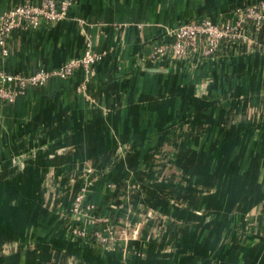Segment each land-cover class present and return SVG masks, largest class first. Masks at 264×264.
Wrapping results in <instances>:
<instances>
[{
	"label": "crops",
	"instance_id": "crops-1",
	"mask_svg": "<svg viewBox=\"0 0 264 264\" xmlns=\"http://www.w3.org/2000/svg\"><path fill=\"white\" fill-rule=\"evenodd\" d=\"M251 1L72 0L59 22L12 33L9 72L60 66L88 41L103 58L87 94L79 69L0 107V264H264V49L229 46L194 68L146 60L167 28L231 20ZM250 33L264 42V28ZM99 174L90 198L139 228L109 246L53 210Z\"/></svg>",
	"mask_w": 264,
	"mask_h": 264
},
{
	"label": "built area",
	"instance_id": "built-area-1",
	"mask_svg": "<svg viewBox=\"0 0 264 264\" xmlns=\"http://www.w3.org/2000/svg\"><path fill=\"white\" fill-rule=\"evenodd\" d=\"M71 4L72 0H44L41 4L24 0L0 13V57L6 58L11 54L10 37L14 31L39 29L44 24L58 22L65 18ZM80 23L84 28L85 21L80 20ZM252 26L256 29L264 28V0H254L237 7L231 20L216 21L212 17L203 16L167 28L166 36L153 45L146 60L155 62L170 57L174 63H178L211 58L218 56L229 46L252 50L259 45L264 49V42L259 43L257 37L251 35ZM102 58V53L94 49L92 41H88L82 56L51 69L42 67L26 74L9 72L0 67V107L16 102L31 86L41 87L53 78L71 77L79 69L85 73V81L78 89L87 94L88 81L95 74V65ZM123 150L122 153L127 148L124 147ZM30 152L26 150L21 154ZM26 163L24 162V168ZM99 177L100 174L84 179L69 209L58 205L53 210L61 220L70 223V233L74 237L109 246L119 239L128 240L139 228L125 221L117 223L115 218L100 211V207L90 198L93 185ZM156 217L155 213L149 211L144 219L152 223ZM155 224L158 226V222Z\"/></svg>",
	"mask_w": 264,
	"mask_h": 264
},
{
	"label": "water",
	"instance_id": "water-1",
	"mask_svg": "<svg viewBox=\"0 0 264 264\" xmlns=\"http://www.w3.org/2000/svg\"><path fill=\"white\" fill-rule=\"evenodd\" d=\"M219 59L218 56L215 57H211V58H203V59H198V61L193 60L189 62V66L194 68L196 67V65H198L200 62L199 61H204V60H212L215 61ZM37 152L35 150L31 151L28 154H21L15 158L12 159V162L14 165H16L17 167H19L20 169H24V162H27L31 159H34L36 157Z\"/></svg>",
	"mask_w": 264,
	"mask_h": 264
},
{
	"label": "rangeland",
	"instance_id": "rangeland-1",
	"mask_svg": "<svg viewBox=\"0 0 264 264\" xmlns=\"http://www.w3.org/2000/svg\"><path fill=\"white\" fill-rule=\"evenodd\" d=\"M59 22V21H58ZM56 23V22H55ZM55 23H53V24H55ZM53 24H51V25H53Z\"/></svg>",
	"mask_w": 264,
	"mask_h": 264
}]
</instances>
